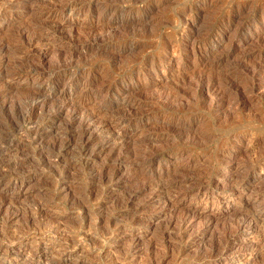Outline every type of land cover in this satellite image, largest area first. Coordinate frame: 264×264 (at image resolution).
Returning a JSON list of instances; mask_svg holds the SVG:
<instances>
[{"label": "rangeland", "instance_id": "rangeland-1", "mask_svg": "<svg viewBox=\"0 0 264 264\" xmlns=\"http://www.w3.org/2000/svg\"><path fill=\"white\" fill-rule=\"evenodd\" d=\"M0 150V264H264V0H0Z\"/></svg>", "mask_w": 264, "mask_h": 264}, {"label": "bare ground", "instance_id": "bare-ground-1", "mask_svg": "<svg viewBox=\"0 0 264 264\" xmlns=\"http://www.w3.org/2000/svg\"><path fill=\"white\" fill-rule=\"evenodd\" d=\"M32 105V104H31ZM24 119V118H23ZM29 133H35V129L34 130H30ZM5 150H0V153L3 154Z\"/></svg>", "mask_w": 264, "mask_h": 264}]
</instances>
